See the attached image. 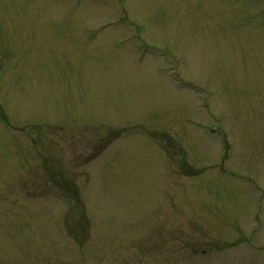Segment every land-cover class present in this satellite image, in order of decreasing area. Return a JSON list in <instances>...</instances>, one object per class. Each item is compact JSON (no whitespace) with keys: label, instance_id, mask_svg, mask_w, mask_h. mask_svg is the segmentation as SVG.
<instances>
[{"label":"rangeland","instance_id":"obj_1","mask_svg":"<svg viewBox=\"0 0 264 264\" xmlns=\"http://www.w3.org/2000/svg\"><path fill=\"white\" fill-rule=\"evenodd\" d=\"M0 264H264V0H0Z\"/></svg>","mask_w":264,"mask_h":264}]
</instances>
